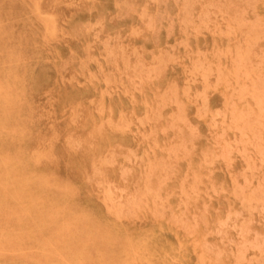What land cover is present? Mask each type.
<instances>
[{"label": "rangeland", "instance_id": "1", "mask_svg": "<svg viewBox=\"0 0 264 264\" xmlns=\"http://www.w3.org/2000/svg\"><path fill=\"white\" fill-rule=\"evenodd\" d=\"M0 264H264V0H0Z\"/></svg>", "mask_w": 264, "mask_h": 264}]
</instances>
